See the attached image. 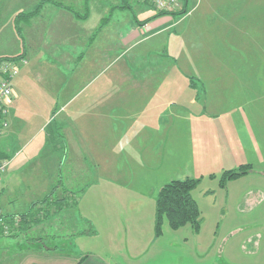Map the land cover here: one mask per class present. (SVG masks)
Returning <instances> with one entry per match:
<instances>
[{
  "label": "crops",
  "instance_id": "0c3cea01",
  "mask_svg": "<svg viewBox=\"0 0 264 264\" xmlns=\"http://www.w3.org/2000/svg\"><path fill=\"white\" fill-rule=\"evenodd\" d=\"M40 1L42 0H28L25 2L26 7L14 11L12 18L0 24V56L23 52V56L27 58L25 47L23 51H20L18 47L12 51L9 45L12 43L13 47L21 41L20 44L23 46L27 43L25 35L27 39L33 36L39 38L40 62L35 68L32 69L29 66L24 70L26 73L41 70L39 77L43 80L42 92L37 96L39 104H36L35 108L36 119L40 122L36 132L39 133L46 122L54 116L55 118L61 116L59 122L64 124L63 134H66L61 136V141L65 143V152L58 154L55 159L51 177L47 180L43 179L45 185L40 187H45L43 193L35 195L20 210L10 209V206L15 204V200L7 195L6 201L11 204L5 206L0 202V211L4 214H23L31 209V213L39 214L46 206L41 200L51 192L54 195L52 186L54 187L55 181H61L63 184L62 189H59L60 185L56 186L58 191L67 190L75 195L74 186L65 185L64 179L68 174L72 175V180L78 176L79 167L83 165L81 157L84 158L85 154L89 155L90 150L96 147L94 142L96 128L104 133L115 130L119 134V140L123 141L121 145L123 164L122 160L113 163L114 177L111 178L110 175V178L101 177L102 181L107 182L123 179V187L119 190V184L116 183L118 186L109 184L106 189H101L100 186H97L99 190L87 189L84 195L79 194L80 205L82 203L83 208L88 212L93 210L92 193H94L112 199L110 204L102 202L103 210L105 206L111 208L113 203L114 207H123L124 212H129L142 204L137 197L144 194L145 188V192L154 191L152 196L155 203V197L165 183H158L159 185H152L153 187L150 188L146 181L155 179L160 171H164L166 166L173 164L172 161L170 164V159L171 153L175 151L174 133L189 134L192 128L201 125V122L205 124L203 120L209 116L205 111L206 105L202 106V103L204 105L206 102L207 84L199 70L206 69L205 66L208 67V64L215 68L224 67L227 64L223 58L224 46L219 45L218 42H209L206 36L210 33L209 30L215 35L231 33L234 36V32L239 31L237 23L241 20L240 12L227 14L218 22L217 19L215 21L210 19L212 24L209 27L208 16L195 13L202 5L201 3L206 0H188L187 10L182 16H157L144 23L142 22L145 19L153 17L157 11H149L144 7L146 3L140 0H82V3H86L88 7V14L84 19L78 18L73 11L51 0L44 1L39 10L33 13ZM201 9L199 10L202 11ZM245 10H248V6H245ZM75 11L81 13L78 10ZM123 11L130 13L125 14ZM19 12L28 15H25L22 20L19 19L17 23L16 16ZM17 26L20 28L24 41L17 35ZM162 33H173V36L168 37L164 44L153 45L155 42L153 38ZM150 39L152 43L145 44ZM228 54L230 51L227 50L226 56H230ZM117 59L120 60V65L116 68V74L106 78L104 84L111 87L120 85L121 92L113 94L104 89V93H85L84 90L93 80L89 76L95 67L106 63L107 66H111ZM26 73H22L23 76L18 74L12 81L13 93L8 102L9 126L0 138L13 135L17 127L24 131L31 122L33 123L24 114L20 115L21 99L29 96L23 93L28 84L25 79ZM64 73L72 74V76L69 75L71 82L65 89ZM80 81L82 88L76 90L74 85ZM59 98L66 103L56 105ZM180 101L184 104H178ZM192 101L194 105L200 102L202 109L199 112L192 108ZM69 107L70 109L67 110ZM177 107L185 109L177 113ZM55 124V131H57L58 126L57 123ZM35 145L33 146V141L27 140L12 155L6 151V149L9 150L10 145L0 147V158L8 160L7 167L0 175V196L9 192L3 176L9 165L16 161L21 168L22 165L32 163L34 160L39 161L43 154L50 153L48 149L43 150L44 144L38 145V148ZM2 147L4 150L1 149ZM34 147L38 150L31 155ZM69 148L71 150L68 154ZM120 156L122 157V153ZM69 160L72 165H75L74 169L69 170L65 167ZM102 163L104 165L106 160ZM121 164L123 170L117 168V165L119 167ZM42 168L45 170V166ZM253 181L257 183L241 194L234 195V198L238 199L232 206L227 207L225 213L233 214L231 220L222 218L216 224L215 236L208 239L196 237L195 241L191 242L195 247L193 246L190 252L199 259L200 264H205L209 258H211V264H264V174L257 176ZM58 195L66 194L63 191ZM226 195L230 197L228 192ZM82 196L83 199H81ZM34 202L38 203L31 208ZM75 206L76 203L72 207L56 212V217L59 218L66 210L74 209ZM98 217L112 218L111 221L117 220V215H111L109 218L105 213ZM136 217L133 216V220ZM26 220L28 221L29 218L27 217ZM32 226L34 225L28 221L24 231L28 232ZM113 226L110 228L111 234L113 229L119 228V226L117 228ZM61 229H65L64 225ZM15 232L5 237H12L15 234L18 236L22 233L20 230ZM78 232L79 230L75 231L72 226L70 233H64L74 237ZM104 233L105 243L110 244L112 236L106 235L107 230ZM92 234H88V237ZM188 242V239L183 240L185 245ZM107 251L108 254L87 252L73 264L78 263L82 258L79 264H123L111 253V246Z\"/></svg>",
  "mask_w": 264,
  "mask_h": 264
},
{
  "label": "rangeland",
  "instance_id": "374dc122",
  "mask_svg": "<svg viewBox=\"0 0 264 264\" xmlns=\"http://www.w3.org/2000/svg\"><path fill=\"white\" fill-rule=\"evenodd\" d=\"M27 1L0 0V24L12 18L14 11L26 7L25 2ZM60 1L72 5L75 10L81 13L84 11L85 3L83 4L82 0H79L80 2L77 0ZM201 4L202 11L198 8L195 13H197L196 15L206 14L209 18L207 22L209 27H211V20L213 19L214 21L217 19L218 22L227 14L240 12L241 20L237 23L239 33L234 32V36L231 33H228L229 35H215L211 34L213 32L209 30L210 33L207 34L206 38L211 43L218 42L219 45L224 46L223 58L227 63L224 67L218 68L208 64V67L205 66L206 69L199 70L207 84L206 102L204 105L202 103V106L205 107L206 105L205 111L209 116L204 118L205 124L201 122V125L193 127L189 134L174 133L176 138L174 140L175 151L171 153L172 158L170 159V164L171 161L173 164L166 166V169L160 171L155 179L146 181V184L152 188L154 185H159L158 183L164 184L171 179L201 178L198 186L192 191V196L200 210L199 231L194 232L188 225L178 230H172L164 219L161 225V233L156 236L154 228L155 203L152 196L154 191L145 192L146 188L143 189L144 194L137 197L142 202L141 205L135 207L137 211L133 209L124 212L123 207H114L113 203L111 208L105 206L103 210L102 202L110 204L112 199L94 193H92L93 210L88 212L87 209L83 208L82 203L80 205L78 202V197L79 194L84 195L87 189L89 191L99 190L97 186L106 189L109 184L114 186L119 184V190L123 187V179L117 180V182L101 180L102 176L114 177L115 173L112 171L115 167L114 162L122 160L123 164V147H121L123 141L119 140V134L115 130L104 133L96 128L97 133L94 141L96 147L90 150L89 155H83L85 159L81 157L85 164L83 161L81 162L83 165L79 167L78 176L72 180V175L68 174L64 179L65 185L74 186L75 195L67 190L58 191L57 185H60L59 189L63 187L61 181H55L54 187L52 186L54 196L64 191L68 202L76 203L74 209L69 208L59 218L56 217L55 212L51 211L48 217H45L46 219H43L39 224H33L34 226L28 232L26 230L18 236L1 237L0 264H73L87 252L108 254L107 250L110 246L111 253L123 264H200L199 259L190 252V249L195 247L191 242H194L196 237L208 239L215 236L216 224L222 218L231 220L233 214L225 213L227 207L232 206L238 199H235L234 195L241 194L244 190L255 185L257 182L253 179L264 174V0H251L250 2L246 0H206ZM245 6H248V10H245ZM144 7L148 8L149 11L155 10L147 3L144 4ZM123 12L125 14L126 12L130 13L128 11ZM248 17H251L250 20ZM172 34L162 33L153 38L155 40L153 45L164 44L168 37L173 36ZM25 39L27 43H24L23 46L20 44L21 41L17 42L16 45L14 44L13 47L12 43L9 45V49L12 48V51L17 47L23 51L22 49L25 47L24 50L27 53L26 61L28 64L19 66V76L26 73L25 68L29 66L32 69L35 68L41 59L39 38L33 36L27 39L25 35ZM151 43L152 39L145 42V44ZM227 50L230 51L228 54L230 56H226ZM107 65L106 63L95 67L89 76L93 80L84 90L85 93H104V89L113 94L121 92L120 85H112L111 87L104 84L106 78L116 74L120 60L117 59L111 66ZM40 72L41 70L37 69L26 73L25 79L28 84H26L23 93L29 96L23 97L20 102L22 104L20 115L24 114L32 120V125L30 123L24 131L17 127L13 135L0 138V147L10 145L11 148L6 149L10 155L27 140L33 141V146L36 144L37 148L38 145L44 144L43 150L48 149L50 152L47 155L43 154L39 161L38 159L34 160L32 163L22 165L21 168L16 161L8 166L3 176L9 192L5 195L1 194L0 202L1 205L9 206L11 203L5 198L9 195L15 200V204L10 206L12 210L22 209L27 201L33 199L35 195L43 193L45 187L40 188L45 185L43 179L47 180L51 177L55 159H57L58 154L65 152V143L61 141V136L66 134H63L65 132L64 124L59 122L61 116L57 118L54 116L46 122L39 133L36 132L40 122L36 119L35 108L36 104H39L37 96L43 89V80H40L39 77ZM69 75L72 76V74L64 73V89L71 82ZM224 79H226L225 82ZM81 81L74 85L76 90L82 88ZM63 103L66 102L59 98L56 105L60 106ZM179 103L184 104L181 101ZM194 104L192 101V108L199 112L202 109L200 102ZM69 109L70 107L67 110ZM184 109V107H177L176 111L181 113ZM8 110L10 112L9 107ZM55 123L58 126L57 131H55ZM37 148L31 152V155L36 153ZM1 149L4 150V147ZM70 150L69 148L68 154ZM121 153L122 157L120 156ZM105 160L106 163L103 165L102 161ZM88 163L90 165H87ZM245 163H250L252 166L248 175L247 173L244 174L247 176L226 181L223 185L220 184L224 170L233 169ZM122 164L119 167L117 165V168L123 170ZM43 166H45V170L42 168ZM74 166L70 160L65 165L69 170L74 169ZM74 172L76 171L74 170ZM52 190L50 189V191ZM227 192L230 197H227ZM102 213L108 215L109 218L111 215H117V220L111 221L112 218L98 217ZM222 215L225 216L222 217ZM133 216H137L135 220H133ZM115 223L117 225H111ZM63 225L65 229H61ZM72 226H74L75 231L79 230L74 237L64 233H70ZM112 226L113 228L119 226L117 230H112L113 234L110 231ZM106 230L108 231L106 235L113 238L110 239V244L105 243L104 232ZM90 233L93 234L88 237ZM184 239L189 240L186 245L183 243ZM56 250L57 252H54ZM205 264H211V258Z\"/></svg>",
  "mask_w": 264,
  "mask_h": 264
},
{
  "label": "trees",
  "instance_id": "16d2710c",
  "mask_svg": "<svg viewBox=\"0 0 264 264\" xmlns=\"http://www.w3.org/2000/svg\"><path fill=\"white\" fill-rule=\"evenodd\" d=\"M47 0H42L37 5L36 9L33 10V13H36L42 3ZM53 3L65 7L75 13L78 18L84 19L88 14V7L85 5L84 12L79 13L75 11L72 5L63 4L58 0H51ZM188 0H184L182 9L175 12H156V14L151 17L145 19L142 23L149 21L150 19L163 16V15H183L186 12V5ZM30 14V13H29ZM28 14H24L23 12H19L16 16V22H19V19L22 20L23 17ZM140 23V22H138ZM17 35L21 40H23V36L21 34L20 28L16 27ZM24 57L23 52H20L15 55H5L0 56V61L3 59H12ZM251 164H240L238 167L233 169L224 170L221 178L220 184L223 185L226 181H230L236 179L246 173H248L251 169ZM201 178L196 177H186L184 179H173L169 182L165 183L158 191L155 197V211H154V228L155 234L158 236L161 233V225L164 219H166L167 224L170 229L178 230L186 225L190 226L194 232L199 231L200 227V210L198 204L194 197L192 196V191L198 186ZM46 206L41 209L39 214H33L29 209L27 212L23 214H17L19 216V222L14 226V232L20 230L21 232L26 229L25 225L27 222H31L32 224H39L43 219H46L51 211L58 212L64 208L70 207L74 205L73 202L69 203L67 196L64 195H52V192L47 194L42 200ZM38 202H34L31 208L36 205ZM30 213V214H29ZM29 218L27 221L26 218ZM46 217V218H45ZM15 232V233H16ZM17 234H15L16 236ZM79 263V262H78ZM76 262V264H78Z\"/></svg>",
  "mask_w": 264,
  "mask_h": 264
},
{
  "label": "built area",
  "instance_id": "2783aa9c",
  "mask_svg": "<svg viewBox=\"0 0 264 264\" xmlns=\"http://www.w3.org/2000/svg\"><path fill=\"white\" fill-rule=\"evenodd\" d=\"M151 5L155 11L175 12L182 9L184 0H140ZM25 57L0 61V137L9 126L8 102L12 97V81L18 74L19 66L26 63ZM8 160L0 158V175L7 167ZM19 222L17 214H4L0 211V237L9 236Z\"/></svg>",
  "mask_w": 264,
  "mask_h": 264
}]
</instances>
